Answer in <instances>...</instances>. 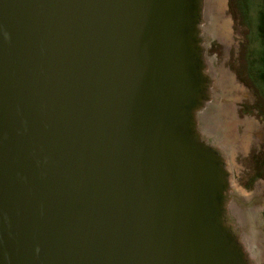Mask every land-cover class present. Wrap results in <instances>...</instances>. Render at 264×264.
Wrapping results in <instances>:
<instances>
[{"label":"water","instance_id":"obj_1","mask_svg":"<svg viewBox=\"0 0 264 264\" xmlns=\"http://www.w3.org/2000/svg\"><path fill=\"white\" fill-rule=\"evenodd\" d=\"M197 14L0 0V264H250L195 136Z\"/></svg>","mask_w":264,"mask_h":264},{"label":"rangeland","instance_id":"obj_2","mask_svg":"<svg viewBox=\"0 0 264 264\" xmlns=\"http://www.w3.org/2000/svg\"><path fill=\"white\" fill-rule=\"evenodd\" d=\"M221 1L215 22L217 30L220 25L224 30L223 36L204 44L203 55L216 84L217 79L220 80L224 102L219 121L220 125L226 126V135L222 134L226 137V145L222 147L223 138L218 135L202 141L219 157L228 188H233L236 193L241 190L240 194L246 200L260 199V212L254 213L257 255L254 256V249L251 251L247 244L244 245L242 238L239 240L249 252L250 264H264V114L260 106L257 109L255 84L262 65L253 61L255 54L262 50L255 44L258 40L257 15L264 11V0ZM225 77L229 79V89L223 85ZM251 107L254 112L249 111ZM227 222L229 224V220ZM231 225L237 224L231 222ZM231 225L228 227L232 228ZM233 232L238 234L237 230Z\"/></svg>","mask_w":264,"mask_h":264},{"label":"bare ground","instance_id":"obj_3","mask_svg":"<svg viewBox=\"0 0 264 264\" xmlns=\"http://www.w3.org/2000/svg\"><path fill=\"white\" fill-rule=\"evenodd\" d=\"M221 2V0H196V9L198 14L196 15L195 22L198 30V46L201 47L202 50H204L203 45L209 40H214L217 38L220 39L223 36L224 30L220 28L221 25L218 26L219 29L217 30V24L215 22V16L219 11ZM202 70L204 72L205 85L204 89H202L201 101L195 110L194 129L197 141H200V143L205 145L207 150L213 152L212 149L203 143V141L209 137L218 135L223 138L222 147L225 148L226 137H224L222 134L226 135V126L220 125L219 121L222 119L220 107L224 102V97L219 86L220 80L217 79L216 84V80H214L213 76L214 74L210 70L209 63L205 58L202 62ZM223 85H226L228 89L230 88L228 78H223ZM240 191L236 193L233 188H227L224 191L223 205L225 212L223 225L225 226V229L228 230V225H231V222L236 223V230L240 235L239 237L243 239L244 245L247 244L251 251L254 249L253 254L255 256L257 255V249L254 232V228L256 226V218L254 213L260 212L262 204L259 203L260 199L256 198V202L251 198L244 200L240 194ZM228 220L229 224L227 222Z\"/></svg>","mask_w":264,"mask_h":264},{"label":"flooded vegetation","instance_id":"obj_4","mask_svg":"<svg viewBox=\"0 0 264 264\" xmlns=\"http://www.w3.org/2000/svg\"><path fill=\"white\" fill-rule=\"evenodd\" d=\"M258 14H259V12H258ZM257 19H258V15H257ZM255 45L256 46L258 45V47L262 48V50L260 52H257V54H255L254 60H253V61H257L258 64L262 65V68L260 67L259 68L260 70L258 69L259 70V74L257 75L258 79L255 82L256 90H257L256 96L258 97L256 100V103H257L256 105H257V109L259 106L261 107V112L264 114V79L261 77V74L264 73V51H263L264 50V42L258 38V40L256 39ZM242 109H244V108L242 107ZM254 110L255 109L253 107L249 108V111H251V112H254Z\"/></svg>","mask_w":264,"mask_h":264},{"label":"trees","instance_id":"obj_5","mask_svg":"<svg viewBox=\"0 0 264 264\" xmlns=\"http://www.w3.org/2000/svg\"><path fill=\"white\" fill-rule=\"evenodd\" d=\"M256 26L260 33V39L264 42V11L259 12ZM261 77L264 79V73L261 74Z\"/></svg>","mask_w":264,"mask_h":264},{"label":"crops","instance_id":"obj_6","mask_svg":"<svg viewBox=\"0 0 264 264\" xmlns=\"http://www.w3.org/2000/svg\"><path fill=\"white\" fill-rule=\"evenodd\" d=\"M256 36L260 39V33H259L257 27H256Z\"/></svg>","mask_w":264,"mask_h":264}]
</instances>
